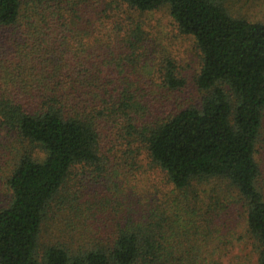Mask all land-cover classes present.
Returning a JSON list of instances; mask_svg holds the SVG:
<instances>
[{"label": "trees", "instance_id": "1", "mask_svg": "<svg viewBox=\"0 0 264 264\" xmlns=\"http://www.w3.org/2000/svg\"><path fill=\"white\" fill-rule=\"evenodd\" d=\"M226 2L0 0V264H222L241 239L264 264V17ZM126 6L168 8L192 83Z\"/></svg>", "mask_w": 264, "mask_h": 264}, {"label": "rangeland", "instance_id": "2", "mask_svg": "<svg viewBox=\"0 0 264 264\" xmlns=\"http://www.w3.org/2000/svg\"><path fill=\"white\" fill-rule=\"evenodd\" d=\"M229 10L238 15H246L252 19H261L264 17V0H227L226 2ZM126 9L132 13V15L136 19H140L146 24H149L152 28L154 34H159L162 38V43L166 44L171 51H174L177 55H182L184 57V61L182 62L183 70L188 75L190 82H193V76L196 73L199 67V60L201 58V54L199 48L197 47L195 40L192 37H184L178 34L175 22L171 18L168 8L162 7L161 9L145 12L144 14H140L139 11L131 10L126 6ZM188 95H196L197 90L190 86V89L187 91ZM185 96V95H182ZM181 96L179 97V99ZM140 162L143 168L138 170V172H142V175L139 176V179H145V182L142 181L143 185H147L149 189L152 191L155 190L153 187L156 182L162 184L165 179H162L163 173L157 167H152L150 165V160L147 156H143ZM256 157L258 161L261 163L264 169V121L262 127V133L260 135L258 144H257V152ZM3 181L0 180V189L4 188ZM164 185V184H163ZM140 189H142L139 186ZM149 192L148 189H142ZM5 196L2 190H0V196ZM237 213H234L233 217L230 219V229H232L236 236H243L242 229L237 223ZM195 242L198 241L195 237ZM178 241L180 249L178 254L184 253L186 250L188 251L190 247H188V242L185 237L182 236L179 239L175 238ZM194 242V241H192ZM250 246L241 239L236 242L233 246H229L225 248L224 253H222V264H255L256 258L255 254L251 252ZM236 256H240V258L236 259Z\"/></svg>", "mask_w": 264, "mask_h": 264}]
</instances>
